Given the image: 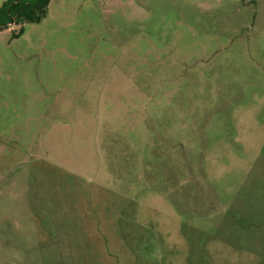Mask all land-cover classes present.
<instances>
[{"label": "rangeland", "instance_id": "rangeland-1", "mask_svg": "<svg viewBox=\"0 0 264 264\" xmlns=\"http://www.w3.org/2000/svg\"><path fill=\"white\" fill-rule=\"evenodd\" d=\"M0 264H264V0L0 31Z\"/></svg>", "mask_w": 264, "mask_h": 264}, {"label": "trees", "instance_id": "trees-1", "mask_svg": "<svg viewBox=\"0 0 264 264\" xmlns=\"http://www.w3.org/2000/svg\"><path fill=\"white\" fill-rule=\"evenodd\" d=\"M51 0H6L0 7V31L10 25L40 23L48 12ZM24 29H21V34Z\"/></svg>", "mask_w": 264, "mask_h": 264}]
</instances>
